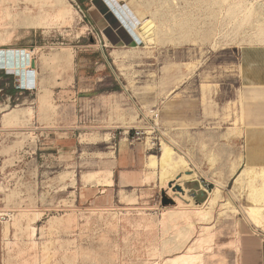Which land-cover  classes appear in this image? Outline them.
Instances as JSON below:
<instances>
[{"label":"rangeland","instance_id":"obj_1","mask_svg":"<svg viewBox=\"0 0 264 264\" xmlns=\"http://www.w3.org/2000/svg\"><path fill=\"white\" fill-rule=\"evenodd\" d=\"M118 1L155 21L153 43L135 42L110 0H0V264H164L192 225L214 232L207 264H236L238 238L264 233L263 178L236 182L264 96L241 83L238 52L264 43V0ZM4 105L30 109V119L4 125ZM164 141L198 173L181 172L170 193L146 165ZM122 170L139 177L121 182ZM180 182L197 203L220 183L234 208L162 221L181 206Z\"/></svg>","mask_w":264,"mask_h":264},{"label":"bare ground","instance_id":"obj_2","mask_svg":"<svg viewBox=\"0 0 264 264\" xmlns=\"http://www.w3.org/2000/svg\"><path fill=\"white\" fill-rule=\"evenodd\" d=\"M17 1V0H16ZM111 2V6H112V11H116L117 14L120 16L121 21L125 22L128 24V27H130V34L131 37L134 39L135 42L138 43V41H145L148 44L153 43L155 41L156 38V32H155V21L151 18V17H147L144 20H139L138 17L135 16L134 13L130 12L129 8L122 5L121 3H119L118 0H110ZM250 2V1H249ZM18 7V6H16ZM248 8V7H247ZM16 10V8H14ZM6 15L5 16H10L11 12L8 10V8L6 9ZM11 10V9H10ZM18 10V9H17ZM65 10V9H64ZM132 11V10H131ZM15 13V12H14ZM19 13V12H18ZM16 14V13H15ZM17 15V14H16ZM2 18V17H0ZM3 20V19H2ZM1 21V20H0ZM120 21V20H119ZM219 34V33H218ZM1 35V34H0ZM3 36V35H2ZM4 39V38H2ZM1 40V39H0ZM143 44V43H141ZM6 51V50H5ZM113 52V51H112ZM117 52V51H116ZM5 53V52H4ZM27 54H29V51H26ZM115 53V51L113 52ZM2 54V53H0ZM1 56V55H0ZM8 56V55H7ZM16 58V57H15ZM20 60H22V55L20 52ZM25 60V59H24ZM5 61V60H4ZM3 61V63H4ZM6 62H8V60L6 59ZM32 64V62H31ZM20 65V64H19ZM25 65V64H24ZM18 67V66H17ZM17 67H14V69H17ZM19 68V67H18ZM23 67L21 66L20 69H22ZM31 65L27 66V64L24 66L25 69V81L28 83L29 86L34 85L35 84V79H36V73L35 70H33L31 72L30 70ZM192 75V74H191ZM184 78V76H183ZM210 86L209 83L205 84L204 87L208 88ZM256 92H258L257 95H263L264 94V90L261 89H256ZM22 109V108H21ZM21 109H17V108H12L11 106L8 105H4L1 109L3 113L2 116V120L4 125H8V124H14L16 121H21V119L23 120V118L26 120L30 119V114L31 111L30 109L26 108L25 110H21ZM33 114V113H32ZM152 114L157 116V112L156 110L152 111ZM32 119V118H31ZM241 120V119H240ZM19 121V122H20ZM30 121V120H29ZM23 122V121H22ZM28 122V121H27ZM18 123V122H16ZM15 123V124H16ZM244 125V124H243ZM25 126V125H24ZM33 126V125H32ZM142 126V125H141ZM153 128V127H152ZM151 131V130H150ZM240 132V131H239ZM237 133V132H236ZM238 134V133H237ZM241 134V132H240ZM148 139V138H147ZM150 139V137H149ZM152 143L153 146L155 145L154 143V138L152 137ZM107 140V139H106ZM164 140V139H163ZM146 142V141H145ZM148 143V142H147ZM150 143V142H149ZM163 148H162V153L161 155H156L153 153H149L148 154V161L146 163V165H148V167L151 169V173L153 176L154 175H158V177L161 180V183L163 185L164 188H168L169 189V185L171 184L172 181H174L176 179V177L178 175H180L181 172L182 173V177L181 180H189V179H193L195 176H198L197 172H193V173H187V164L188 161L187 159L181 155L178 154L173 146L167 142H163L162 143ZM147 145V144H146ZM145 145V146H146ZM241 161L243 159V157H240ZM238 159V158H237ZM240 161V162H241ZM233 163V162H232ZM238 163V162H237ZM236 163V164H237ZM240 164V163H238ZM237 164V165H238ZM259 165V164H258ZM236 167V165H235ZM238 167V166H237ZM261 168L258 169L257 167L251 165V164H247L246 167L243 169V171L241 172V174L238 176L236 182L238 181H242L244 179V175L247 174H252L253 172H259L258 174L263 178V185L261 184V189L264 192V165L262 167V165L260 166ZM111 169V168H110ZM237 168L232 169L233 171H235ZM105 170V169H104ZM97 172V171H96ZM100 172H102L100 170ZM99 172V173H100ZM109 173L105 174L106 176L108 175L107 180H105V178H103L105 181V183H109V184H113L114 180H113V170H108L107 171ZM67 173V172H66ZM105 173V172H104ZM68 174H71L68 171ZM255 174V173H254ZM257 174V173H256ZM257 174V175H258ZM67 175V174H66ZM84 175V174H83ZM96 175V174H95ZM94 172H88L86 174V180L89 181L91 180L94 176ZM101 175V174H98ZM248 175V176H249ZM103 176V175H102ZM255 176V175H254ZM66 177V176H65ZM73 177V176H72ZM100 177V176H99ZM98 177V178H99ZM146 177H148L146 175ZM250 177V176H249ZM253 178V177H251ZM65 180V179H64ZM99 180V179H98ZM101 180V179H100ZM99 180V181H100ZM103 180V181H104ZM253 181V179H250ZM76 179H74L73 183H75ZM101 182V181H100ZM160 182V181H159ZM104 183V182H103ZM252 183V182H251ZM250 184V183H249ZM108 185V184H106ZM180 188L182 187L183 192L179 191V195L181 194V196H177L174 198V201H177V205H181L179 207H181V209H183V211H178V206H174L172 209H168L165 213V217H163L162 221L165 219H169L170 221L173 219H178V218H189V216L194 214L202 219H207L210 217L212 211L214 210L215 206H218L220 208H222V211H226L229 209H233L234 205H233V201L227 197L226 195H224L223 193V189H222V185H220V183H217L216 188L210 192V196L209 199L207 200V202H203V203H197L194 199V197L192 195L189 194V188H187V186L185 185V183L180 182L179 184ZM246 186V185H245ZM258 188V187H257ZM260 188L258 190H261ZM172 189H169V192ZM251 192L249 197L252 196L250 199H254L255 197V193L254 190H250ZM257 193V192H256ZM258 194V193H257ZM256 194V195H257ZM260 194V193H259ZM262 194V193H261ZM259 196V195H258ZM183 199L188 201V205L187 207L182 208V202ZM187 204V203H186ZM185 205V203H183V206ZM217 207V208H218ZM219 208V209H220ZM250 210L257 212L258 214L261 215V210L259 206H256L254 204L249 205L248 207ZM221 211V210H220ZM224 211V212H225ZM236 211V210H234ZM38 214V213H36ZM35 214V215H36ZM41 214V213H40ZM263 215V213H262ZM12 216V215H11ZM28 217V216H27ZM38 217V216H37ZM32 218V217H31ZM35 218V217H34ZM40 218V217H39ZM263 218V217H262ZM33 219V218H32ZM72 219V218H70ZM69 219V220H70ZM30 220V219H29ZM28 220V221H29ZM51 220V219H50ZM198 220V219H197ZM168 221V220H167ZM166 221V222H167ZM174 221V220H173ZM196 221V220H195ZM6 222V221H4ZM30 222V221H29ZM52 222V221H51ZM70 222V221H69ZM7 223V222H6ZM31 223V222H30ZM28 224L27 225V229H29L28 231H30V235L31 236H35L36 231L38 228H36V226H33L32 224ZM61 223V222H59ZM195 223V222H193ZM213 225V224H212ZM211 225V226H212ZM190 226V225H189ZM214 226V225H213ZM9 228V227H8ZM43 229V228H42ZM212 227H210L209 225H204V226H200V229H197L195 227V225H192L190 227V230H188V236L189 238L192 237V239L190 241H186L185 244L183 245H175V246H171L168 245L169 248L167 250V246H165L167 251L164 252H170L172 253L173 251H179L182 250L179 253H176L175 255H170L169 257H167L166 259H164V264H207L205 262V252L209 251V250H213V246L215 245V235L212 233L211 231ZM40 230V229H39ZM185 235V234H184ZM240 235V234H239ZM187 236V235H186ZM185 236V237H186ZM187 236V237H188ZM33 238V237H32ZM185 239V238H184ZM238 238V241L236 242L237 247L241 248V239ZM189 240V239H188ZM236 240V238H235ZM14 243V242H13ZM37 243V241H36ZM233 242V240H231V245ZM167 244V243H166ZM164 244V245H166ZM170 244V243H169ZM180 244V243H179ZM228 244V243H227ZM34 245V244H33ZM31 247V246H30ZM232 247V246H231ZM234 247V246H233ZM236 247V248H237ZM237 248V249H238ZM204 249H207V251H205ZM238 250V251H239ZM177 251V252H178ZM174 253V252H173ZM37 258V257H36ZM29 259V258H28ZM38 259V258H37ZM25 261V260H24ZM24 264V263H23ZM33 264V263H32Z\"/></svg>","mask_w":264,"mask_h":264},{"label":"crops","instance_id":"obj_3","mask_svg":"<svg viewBox=\"0 0 264 264\" xmlns=\"http://www.w3.org/2000/svg\"><path fill=\"white\" fill-rule=\"evenodd\" d=\"M238 57L241 83L249 89L264 90V43L248 44L241 47ZM258 99L261 100V104L256 106L255 111L261 113V117L253 118L251 127L248 128L244 136L245 144L243 146L247 148L244 152L245 154H243L244 161L242 160L243 163L241 162L243 168L247 164H251L260 169V166L262 165L263 167L264 165V118H262L264 115V96L258 97ZM121 151L130 155V150H128L126 145L121 147ZM123 156L122 158L125 159L126 155ZM124 159L121 160L120 164L125 162ZM138 177L139 174L137 172L122 170L121 182H124L127 178ZM108 185L111 186L112 184ZM233 255L238 258L236 264H264V233H245L241 240V252H235Z\"/></svg>","mask_w":264,"mask_h":264},{"label":"water","instance_id":"obj_4","mask_svg":"<svg viewBox=\"0 0 264 264\" xmlns=\"http://www.w3.org/2000/svg\"><path fill=\"white\" fill-rule=\"evenodd\" d=\"M33 66H35V61H33ZM165 200H167V199H165Z\"/></svg>","mask_w":264,"mask_h":264},{"label":"trees","instance_id":"obj_5","mask_svg":"<svg viewBox=\"0 0 264 264\" xmlns=\"http://www.w3.org/2000/svg\"><path fill=\"white\" fill-rule=\"evenodd\" d=\"M17 88H18V87H17ZM17 88H16V89H17Z\"/></svg>","mask_w":264,"mask_h":264},{"label":"built area","instance_id":"obj_6","mask_svg":"<svg viewBox=\"0 0 264 264\" xmlns=\"http://www.w3.org/2000/svg\"><path fill=\"white\" fill-rule=\"evenodd\" d=\"M138 133V132H137Z\"/></svg>","mask_w":264,"mask_h":264}]
</instances>
